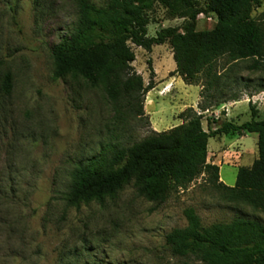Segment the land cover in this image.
<instances>
[{"label":"rangeland","instance_id":"obj_1","mask_svg":"<svg viewBox=\"0 0 264 264\" xmlns=\"http://www.w3.org/2000/svg\"><path fill=\"white\" fill-rule=\"evenodd\" d=\"M92 1L102 5L105 0ZM262 12L264 0L252 15ZM76 14V0H0V84L5 75L11 82L9 94L0 87V264H200L172 256L165 245L166 234L186 226L184 209L193 208L203 227L236 217L264 223V213L222 201L203 175L163 203L146 201L131 182L103 203L66 205L72 170L111 142L114 116L102 88L70 75L52 80V49L70 34ZM149 19L148 37L183 24L158 3ZM214 25L213 15H199L196 30ZM130 46L133 70L147 84L150 61L156 83L145 98L144 120H128L125 134L133 143L147 137L158 118L160 132L176 126L178 108L191 107L199 114L205 77L186 85L171 76L175 62L168 44L150 52ZM248 64H236L229 74L226 60L217 61L212 104L264 87V73L249 71ZM240 108L239 122L249 121V105ZM215 109L202 113L205 131L223 120ZM258 120L264 121V115ZM237 140L222 136L208 141L207 162L217 163L220 182L228 187L234 186L238 168L250 167L258 156L255 135ZM232 142H238L229 147L239 152L234 159L223 151Z\"/></svg>","mask_w":264,"mask_h":264},{"label":"trees","instance_id":"obj_2","mask_svg":"<svg viewBox=\"0 0 264 264\" xmlns=\"http://www.w3.org/2000/svg\"><path fill=\"white\" fill-rule=\"evenodd\" d=\"M158 3L171 17L182 19L180 27L160 29L147 36L149 13ZM260 0H76V21L70 34L52 49V80L70 75L90 86L100 87L112 106V140L86 165L70 175L65 202L69 207L103 203L133 182L137 194L148 202L163 203L173 191L185 189L200 176L218 192L222 201L264 213V121L249 104L251 118L242 124L222 120L216 129L205 131L203 112L212 104L216 63L224 58L230 74L234 66L249 62L251 72L264 73V12L252 15ZM199 15H213L211 30H196ZM168 44L175 62L171 76L186 85H197L204 75L198 114L186 108L178 116L183 122L170 130L152 131L138 142L126 135L129 118L144 120L146 95L155 88L148 61L149 81L132 67L135 54L130 45L150 52ZM226 77H229V74ZM1 90L9 94L11 82L5 75ZM260 90L264 91L261 84ZM257 135L258 156L250 167H239L232 187L220 182L219 167L207 162L208 141L222 136ZM186 226L165 236L174 257L192 258L200 264H264V223L236 217L227 223L203 227L195 210L184 209Z\"/></svg>","mask_w":264,"mask_h":264},{"label":"crops","instance_id":"obj_3","mask_svg":"<svg viewBox=\"0 0 264 264\" xmlns=\"http://www.w3.org/2000/svg\"><path fill=\"white\" fill-rule=\"evenodd\" d=\"M166 85H169V82H166L163 87H165ZM237 97L238 98L236 100H228V102L222 103L218 107H216V109H215V116H219L218 114H220L219 112L221 110V112L223 114V120L231 121V122H233L235 124H242V123L239 122L240 121L239 120V116H240V111H241L240 105L242 103H245V104H248V105L251 104L252 106H254V108L258 111V118H259L260 115H264V113H263V108H264V91L258 89L253 94H245L244 93L242 95L239 94V96H237ZM151 104H152V102L150 103V105ZM183 111H184L183 108H181V109L178 108L177 115H179ZM149 116H150V120L152 122V116L150 114H149ZM176 118H178V117H176ZM179 121L180 122L178 124H175L176 126L182 124V121L180 119H179ZM160 122L161 121H160L159 118L157 119L156 122H152L151 123V130L154 131V132L159 133L160 132V128H161V123ZM176 126H171L167 130H170V129L176 127ZM215 129H216V127H215ZM247 135H255L256 136V139H257V135L256 134H245L243 136H236V138L238 139L237 141L242 140ZM220 138L221 137H216L215 139L218 140ZM237 144H238V142H232L231 144H229V146L227 148H224L223 149V151L225 150V153H227L228 156H231L232 159L237 158L239 156V152L238 151L236 153L235 152H230L229 151V147L235 146ZM256 146H257V142H256ZM232 154H233V156H232ZM234 156H236V157H234ZM215 165H217V163H215Z\"/></svg>","mask_w":264,"mask_h":264},{"label":"built area","instance_id":"obj_4","mask_svg":"<svg viewBox=\"0 0 264 264\" xmlns=\"http://www.w3.org/2000/svg\"><path fill=\"white\" fill-rule=\"evenodd\" d=\"M199 114H201V113H199Z\"/></svg>","mask_w":264,"mask_h":264}]
</instances>
